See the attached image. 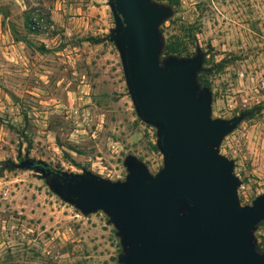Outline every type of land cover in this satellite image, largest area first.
Instances as JSON below:
<instances>
[{
	"label": "rangeland",
	"instance_id": "rangeland-1",
	"mask_svg": "<svg viewBox=\"0 0 264 264\" xmlns=\"http://www.w3.org/2000/svg\"><path fill=\"white\" fill-rule=\"evenodd\" d=\"M172 13L163 42L203 52L211 117L248 114L218 151L233 160L240 203L264 191V0H157ZM0 0V264H121L119 237L102 210L59 198L24 153L54 169L122 179L126 154L150 172L162 164L154 126L135 113L106 1ZM19 152V154H18ZM264 251V219L254 230Z\"/></svg>",
	"mask_w": 264,
	"mask_h": 264
},
{
	"label": "water",
	"instance_id": "water-1",
	"mask_svg": "<svg viewBox=\"0 0 264 264\" xmlns=\"http://www.w3.org/2000/svg\"><path fill=\"white\" fill-rule=\"evenodd\" d=\"M116 47L136 115L155 128L162 164L150 172L133 154L122 179L88 169L49 167L24 153L49 188L83 214L102 210L119 237L121 264H264L254 230L264 219V191L240 203L233 160L218 151L222 137L248 114L211 117V92L197 80L203 52L160 57L159 24L171 13L157 0H106ZM19 154V152H18Z\"/></svg>",
	"mask_w": 264,
	"mask_h": 264
},
{
	"label": "trees",
	"instance_id": "trees-1",
	"mask_svg": "<svg viewBox=\"0 0 264 264\" xmlns=\"http://www.w3.org/2000/svg\"><path fill=\"white\" fill-rule=\"evenodd\" d=\"M162 48H163L164 53H176V54H181V51H183V49H184V47L182 45H180L178 43L171 42L169 40L168 41L164 40ZM205 72H206V68L203 67V68H201V70L196 75L197 80L200 84L204 83L203 77H204ZM10 164H11V162L8 160H0V165L2 167H5V168L10 167Z\"/></svg>",
	"mask_w": 264,
	"mask_h": 264
},
{
	"label": "crops",
	"instance_id": "crops-1",
	"mask_svg": "<svg viewBox=\"0 0 264 264\" xmlns=\"http://www.w3.org/2000/svg\"><path fill=\"white\" fill-rule=\"evenodd\" d=\"M99 4H98V11L101 12L104 10V7L106 5V0H98Z\"/></svg>",
	"mask_w": 264,
	"mask_h": 264
}]
</instances>
